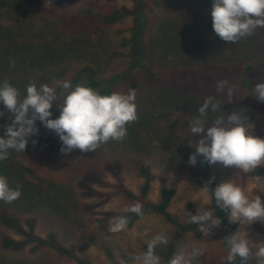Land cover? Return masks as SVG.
Returning <instances> with one entry per match:
<instances>
[{
    "label": "rangeland",
    "instance_id": "1",
    "mask_svg": "<svg viewBox=\"0 0 264 264\" xmlns=\"http://www.w3.org/2000/svg\"><path fill=\"white\" fill-rule=\"evenodd\" d=\"M136 1L51 0L46 7L47 0H11L0 10V82L7 80L23 96L30 80L37 87L57 86L53 81L90 65L96 79L113 91L134 89L138 106V119L127 125L123 141L64 155L56 134L49 152L28 141L24 152L10 150L0 161V175L10 187L22 185L18 199L0 201V264H119L120 259L132 264L129 254L144 253L142 246L161 231H168L171 241L157 248H172L169 260L160 257L161 264H169L181 246L200 249L197 264H223L229 248L218 240L220 226L210 229L211 236L199 227L197 235L180 236L155 215L119 233H110L108 225L135 202H157L162 188L176 190L168 210L186 224L188 203L195 211L210 209L209 194L202 191L204 174L218 184L231 179L249 199L264 200V178L252 171L210 165L202 155L195 166L188 163L203 136L191 135L189 125L208 96L226 115L246 109L254 134L264 139V102L252 90L264 82V31L257 28L236 43L225 42L212 28V0H142L140 7ZM220 80L234 86L231 98L226 90L217 92ZM0 111L3 135L12 117L3 104ZM50 111L51 119L60 114L55 103ZM219 115L209 111L206 123ZM35 126L43 125L37 120ZM145 183L150 188L144 200ZM237 221V230L252 241L248 264H258L264 222Z\"/></svg>",
    "mask_w": 264,
    "mask_h": 264
},
{
    "label": "clouds",
    "instance_id": "2",
    "mask_svg": "<svg viewBox=\"0 0 264 264\" xmlns=\"http://www.w3.org/2000/svg\"><path fill=\"white\" fill-rule=\"evenodd\" d=\"M46 7H51L47 0ZM212 28L215 34L225 42L236 43L242 38L253 34L257 28H264V0H212ZM13 66H14V62ZM55 86L41 84L37 87L34 80L26 85V94L21 95L18 88L7 80L0 82V104L11 114V122L4 126L0 135V161L6 160L10 150L24 152L28 138L38 134L35 121L39 120L48 130L54 131L62 142L59 151L68 155L74 150L82 153L96 151L110 140L123 141L127 136V125L138 119L136 91L129 89L127 93L113 91L110 95H102L99 90L87 86L83 81L74 87L70 81H53ZM217 92H227L233 96L234 86L227 80L216 84ZM254 97L264 102V82L256 83L252 88ZM60 109L58 118L51 119L50 109L53 104ZM220 112L211 125L206 123L208 112ZM246 109H240L225 114L221 105L213 96H208L198 108L199 116L190 125L191 135L203 133L195 143V152L189 155L188 163L195 166L197 156L202 155L208 164L220 163L224 167H234L243 173H249L264 166V139L254 134V125L245 114ZM5 113L0 111V117ZM205 125H208L207 128ZM35 145L36 141H32ZM202 188L207 194L208 184ZM22 185L10 187L6 176L0 175V201L12 203L22 192ZM216 205L221 209L230 210V219L242 220L247 224L256 221L264 222V200L259 195L249 199L242 186L231 179L218 184L214 189ZM202 205L204 203H201ZM127 211L143 217V205L140 202L132 204ZM187 223H195L203 235H209L210 229L219 227L221 220L211 209L199 207L196 214L186 212L183 216ZM128 224L124 216L114 219L108 225L110 233L123 231ZM229 246L227 261L230 264L239 258V264H248L253 256L252 241L246 232L237 230L231 236L225 237ZM170 233L161 231L153 236L147 244V251L141 255L129 254L132 264H161V259L155 254L159 245L170 243ZM202 252L193 246L191 250L178 247L169 264H197ZM258 264H264V242L259 243L255 252ZM129 260L120 259L119 264H128Z\"/></svg>",
    "mask_w": 264,
    "mask_h": 264
},
{
    "label": "trees",
    "instance_id": "3",
    "mask_svg": "<svg viewBox=\"0 0 264 264\" xmlns=\"http://www.w3.org/2000/svg\"><path fill=\"white\" fill-rule=\"evenodd\" d=\"M136 5L139 7L142 5V0L136 1ZM12 5L11 0H0V10L4 11L7 10L9 6ZM114 15H116V19H118V12H115ZM112 16V15H111ZM110 16V17H111ZM113 18V17H111ZM264 31V28H262ZM252 69L248 68L246 71H250ZM87 75V76H85ZM97 77V72L95 69L90 66V65H85L81 67L78 71H76L71 77L64 79L68 80L71 82L73 87L83 81L87 86H90L94 89L99 90L100 94L102 95H110L113 90L111 89L110 86H108L106 83H101L96 79ZM62 80V81H64ZM57 89V92L59 93L62 91V89L57 85L55 86ZM59 117V116H58ZM57 117V118H58ZM38 129V134L33 135L32 137L28 138V141L32 143L33 140L36 141L35 146L38 147L40 150L44 152H49L51 151L55 144H56V139L55 135L56 133L52 130L46 129L44 126H36ZM251 175L253 177H259V178H264V168H257L254 171L251 172ZM210 177L208 175L204 174V186L205 184L209 181ZM218 185L217 182L212 180L211 183H209L207 186L209 188V198H210V209L214 212L216 216H218L221 220L220 223V235L218 240L221 241L222 245L229 248V246L226 243L225 237L231 236L239 227L240 221L237 220H232V222H229L230 219V210L227 209H221L216 205L215 201V196H214V189ZM150 185L148 183H145L142 188H141V198L146 199L148 196ZM176 195V190L173 188H162L159 192V198L158 201L153 203L149 201H145L141 203L143 205V217L137 216L134 213L131 212H126L123 214H120V216H124L128 220L127 227L130 228L132 227L137 221L140 219L146 217L147 215H155L160 217L165 223L177 228L179 230V235L182 236L184 234L190 233L197 235L198 231V225L195 223H182L180 220L176 219L170 212H169V207ZM130 197H133L130 195ZM188 207V212L192 213L193 215L196 214V211L193 209V206L191 203L187 204ZM212 234L210 233L209 236ZM142 251L146 252L147 251V245L142 246ZM62 250V249H59ZM63 251V250H62ZM65 251V250H64ZM155 254L158 255L159 257H163L164 260H169L170 257L172 256V248H168L165 250H160L156 248ZM223 264H230V262L225 261ZM234 264H239V258L234 262Z\"/></svg>",
    "mask_w": 264,
    "mask_h": 264
}]
</instances>
